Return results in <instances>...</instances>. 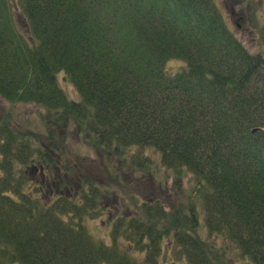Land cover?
<instances>
[{
	"label": "trees",
	"instance_id": "obj_1",
	"mask_svg": "<svg viewBox=\"0 0 264 264\" xmlns=\"http://www.w3.org/2000/svg\"><path fill=\"white\" fill-rule=\"evenodd\" d=\"M171 58L184 62L177 71ZM0 97L43 107L46 126L84 129L137 180L157 165L154 150L159 165L195 177L201 203L167 211L154 192L132 188L125 204L92 179L51 178L52 136L41 144L9 109L0 115V264H159L164 250L221 264L188 230L200 210L209 233L264 264V56L236 39L214 0H0ZM107 206L119 211L109 242L85 224Z\"/></svg>",
	"mask_w": 264,
	"mask_h": 264
},
{
	"label": "rangeland",
	"instance_id": "obj_2",
	"mask_svg": "<svg viewBox=\"0 0 264 264\" xmlns=\"http://www.w3.org/2000/svg\"><path fill=\"white\" fill-rule=\"evenodd\" d=\"M216 6L222 13L225 24L233 35L250 53L261 54L264 56V0H214ZM20 10L14 9L16 26L24 32L26 22ZM183 60L171 58L168 60V69L177 71L183 65ZM58 78L70 97L78 98L76 89L61 75ZM11 109L13 120L22 125H29L40 133L38 141L43 145H48V138L52 136L53 143L57 150H54L55 165L51 167L52 177H57L60 173L70 175H80L77 181L84 182L87 179L97 181L98 184L108 186L111 190L119 193L123 200L128 202L129 196L136 189L141 195L156 193L167 211H171L178 205L187 207L194 202L199 205L198 192L195 191L196 179L188 172H183L182 176L176 175L172 169L164 165H159V154L150 150V154L155 158L157 165L148 172L143 173L139 180L136 174L131 171L128 160L116 152V150L96 149L88 138L84 129H80L73 123L51 124L46 126L40 120V113L45 109L32 103L11 105L8 101L0 97V115L5 114ZM29 170V169H28ZM110 171L118 172L122 177L120 185L112 181L109 176ZM40 171L31 168L26 170V177L36 180ZM44 175L47 176L46 170ZM50 178V179H51ZM76 181V182H77ZM80 181V182H81ZM133 188V189H132ZM188 204V205H187ZM108 207V208H107ZM104 208L100 215L94 218H87L86 227L92 235L99 240L109 242L111 240L110 230L113 224L108 218L115 216L119 211L112 206ZM127 211L126 206L121 209ZM108 220V222H106ZM194 234L199 232L204 237L209 248L217 257H221V264H251L250 261L236 251V246L221 235L209 233L204 225L201 210L197 217L196 227L188 229ZM165 249V247H164ZM143 255V254H142ZM174 260V261H172ZM188 264L186 258L177 251H163L159 264Z\"/></svg>",
	"mask_w": 264,
	"mask_h": 264
}]
</instances>
